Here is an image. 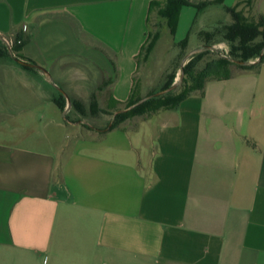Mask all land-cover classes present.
Instances as JSON below:
<instances>
[{"label":"crops","instance_id":"crops-1","mask_svg":"<svg viewBox=\"0 0 264 264\" xmlns=\"http://www.w3.org/2000/svg\"><path fill=\"white\" fill-rule=\"evenodd\" d=\"M152 1L0 0V39L22 40L0 55V264H264V62L95 130L152 91L136 61ZM263 5H183L172 42ZM60 96L106 126L74 133Z\"/></svg>","mask_w":264,"mask_h":264},{"label":"trees","instance_id":"trees-1","mask_svg":"<svg viewBox=\"0 0 264 264\" xmlns=\"http://www.w3.org/2000/svg\"><path fill=\"white\" fill-rule=\"evenodd\" d=\"M223 0H210V1H201L196 0H154L150 3L148 9V26L146 39L142 44L140 51L136 57L138 63V58L142 54L143 59L145 60L152 48L154 47L156 40L159 37V31H151V16L152 12L155 11V14L158 15L166 25L169 30L170 35L172 36L175 30L176 21L180 7L183 5H191L196 8L197 11L202 10L208 5L211 4H222ZM226 11L231 15L232 21L230 23H225L219 26H216L212 31L202 32L203 35L213 37L217 31L222 33L223 39L229 42L230 51L237 54L239 60L244 63H237L241 68H252L258 65L261 62H264V16L259 15L255 21L247 20L245 16L236 10V7H225ZM154 23V22H153ZM153 25V24H152ZM15 40H20L19 43L15 45L16 48L22 44L20 36L17 35ZM179 45L185 46L186 39L179 42ZM200 53L192 57L189 63L184 67V72L188 75L189 85L185 90L174 97H171L169 94L156 95L154 92L149 93L148 97L141 100L142 98H132L130 97L126 103L123 110L115 115L114 119L104 127L96 129L99 133H104L108 130H111L117 127L120 123L128 118H132L138 115H150L155 113L159 109H166L174 107L182 99H184L188 94L192 92H202L204 82L208 79H219L226 78L227 76L220 75L226 65L230 63V60L227 58H220L218 60L207 62L202 69L194 71L195 62L198 60ZM0 55H17L12 54V52L5 46H0ZM256 57H259L253 63H248V60H253ZM246 62V63H245ZM23 67L29 68L27 63L22 64ZM229 76V75H228ZM172 82V77L168 76L165 79V82L162 85L161 89H166L170 86ZM135 87V84H134ZM55 103L60 110L64 109L65 100L62 96L56 98ZM75 101H72L73 104ZM77 103V102H76ZM79 104V103H78ZM80 105V104H79ZM92 110L99 112V107L92 102L89 106ZM82 126L93 129L91 126L86 123H82Z\"/></svg>","mask_w":264,"mask_h":264},{"label":"rangeland","instance_id":"rangeland-1","mask_svg":"<svg viewBox=\"0 0 264 264\" xmlns=\"http://www.w3.org/2000/svg\"><path fill=\"white\" fill-rule=\"evenodd\" d=\"M196 1L201 2L210 0ZM261 8V10H258L257 8L255 9L254 7L252 9L253 11L261 13L264 16V5ZM240 12L243 14V16L246 17L247 20H256L254 16H250V14L248 13H245L246 15H244L241 10ZM224 15L226 18H230L229 13L225 12ZM151 20V31L158 30L159 37L161 36L162 39L155 48L151 58L150 53L152 52V50L145 60L143 59L142 54L138 58L139 71H144L145 73L147 72L146 87L152 90L149 91L148 94L144 97H148L149 93L152 92L156 93V95L169 94L171 97L181 94L189 85V78L188 75L184 72V67L189 63L192 57H194L200 52L201 54H199L198 60L197 62H195V66L193 68L194 71L202 69V67L209 61L218 60L220 58H227L230 60V63L226 65L225 68L221 72H219V74L223 76H228L237 72L239 67L237 63H239V61L241 60H239L237 54L232 53L230 51V44L229 42L223 39L222 33L220 31H217L215 35H212V38L210 36L202 35V41L204 42V45L199 47V51L189 54V52L193 49L191 50L186 45L181 46L179 44H173L168 28L158 15L155 14L151 16ZM225 23L230 22L220 21L218 26L220 27V25ZM11 41L12 44L8 46L9 50L12 52V54L18 55V48L15 47V45L17 44L15 38H12ZM222 41H224L227 46H223V44L221 43ZM0 46L5 47L2 38L0 39ZM168 76L172 77V82L170 86L166 89H161L163 83L165 82V79ZM135 84H138V76L136 78ZM124 107L125 104H114L113 106L108 107L106 110H104V112L109 115V119L111 121L114 119L116 114H118L121 110L124 109ZM63 111L67 123H77L79 125L78 128H73L74 133H77L78 129L80 131L88 129L81 125L82 123L79 122V118L83 119V122L91 126L92 128L94 126H97L98 124H103L105 126L107 124V122H101L100 120L94 118V116L99 115V112L92 110L90 107L81 106L76 102L71 104V106H68V104L66 105L65 102ZM106 121H108V118ZM28 124L34 130L41 126L40 122H30ZM70 135V133H65L64 136H62V146H67L70 144Z\"/></svg>","mask_w":264,"mask_h":264},{"label":"built area","instance_id":"built-area-1","mask_svg":"<svg viewBox=\"0 0 264 264\" xmlns=\"http://www.w3.org/2000/svg\"><path fill=\"white\" fill-rule=\"evenodd\" d=\"M2 41L4 42L5 46L9 49L8 46L12 44V41H11L10 39H7L6 37H2ZM16 42L19 43L20 40H16ZM258 58H259V57H256V58L253 59L252 61L254 62V61L258 60Z\"/></svg>","mask_w":264,"mask_h":264},{"label":"water","instance_id":"water-1","mask_svg":"<svg viewBox=\"0 0 264 264\" xmlns=\"http://www.w3.org/2000/svg\"><path fill=\"white\" fill-rule=\"evenodd\" d=\"M200 49L199 48H197V49H193L192 51H190L189 52V54H191V53H194V52H197V51H199ZM239 63H244V62H242V61H239ZM156 94V93H155ZM146 97H143L141 100H143V99H145Z\"/></svg>","mask_w":264,"mask_h":264}]
</instances>
